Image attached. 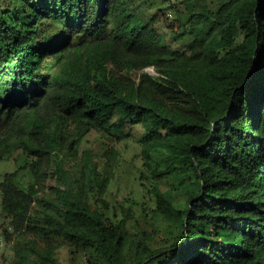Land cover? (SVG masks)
Masks as SVG:
<instances>
[{"label": "trees", "instance_id": "obj_1", "mask_svg": "<svg viewBox=\"0 0 264 264\" xmlns=\"http://www.w3.org/2000/svg\"><path fill=\"white\" fill-rule=\"evenodd\" d=\"M186 15L167 36L125 0H0V162L19 165L0 174V241L26 244L20 264H59L65 242L108 264H264V0ZM115 112L143 125L148 166L167 156L152 168L162 240L91 205L112 179L91 150L64 169L88 135L122 133Z\"/></svg>", "mask_w": 264, "mask_h": 264}, {"label": "rangeland", "instance_id": "obj_2", "mask_svg": "<svg viewBox=\"0 0 264 264\" xmlns=\"http://www.w3.org/2000/svg\"><path fill=\"white\" fill-rule=\"evenodd\" d=\"M129 12L144 18L147 21L154 20L155 27L164 35H170L171 30L175 31L187 24L189 5L194 0H125ZM208 6L214 9L218 6L219 0H207ZM171 25H175L171 29ZM185 40L175 41L174 46L183 48ZM157 75L154 68L145 71ZM134 77H137L134 74ZM111 123L121 126L122 133L114 132L102 136L88 135L82 142L79 157L76 160L65 159V171L80 168L83 152L92 151L100 157L102 172L108 169L112 171L111 182L104 195L95 194L92 196L91 205L106 214L112 222L118 223L121 220L127 222L131 232L148 233L156 230L160 235V240L168 236V224L164 220L155 221L156 200L152 194L153 178L152 168L159 166L165 168L167 156L154 152L152 155V168L146 164L142 146L139 144V137L145 132L143 125H132L128 120L122 118L121 114L115 112L110 117ZM108 155H105V154ZM81 158V159H79ZM158 164V165H157ZM19 165L13 160H3L0 162V174L17 171ZM49 175L47 181L43 183L46 191L41 193L54 197V189L62 185L55 177V166L43 165ZM140 174H145L146 178L140 180ZM1 176V177H2ZM0 177V181L1 178ZM30 178L26 176L20 182L22 186H27ZM166 189L167 187L164 186ZM1 224V221H0ZM153 233V232H152ZM32 238V237H31ZM17 239L11 243H6L4 239L0 241V254L4 264H20L26 244L22 241L17 244ZM63 244V243H62ZM93 251V252H92ZM59 264H108L100 258V254L81 243L65 242L56 252ZM37 258L30 256L26 264H34Z\"/></svg>", "mask_w": 264, "mask_h": 264}, {"label": "built area", "instance_id": "obj_3", "mask_svg": "<svg viewBox=\"0 0 264 264\" xmlns=\"http://www.w3.org/2000/svg\"><path fill=\"white\" fill-rule=\"evenodd\" d=\"M148 71V70H147ZM148 72H150V71H148Z\"/></svg>", "mask_w": 264, "mask_h": 264}]
</instances>
